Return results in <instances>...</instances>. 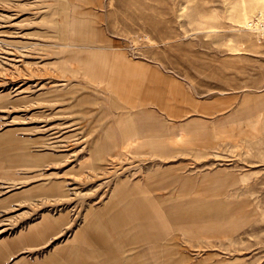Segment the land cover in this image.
Segmentation results:
<instances>
[{
  "label": "rangeland",
  "instance_id": "obj_1",
  "mask_svg": "<svg viewBox=\"0 0 264 264\" xmlns=\"http://www.w3.org/2000/svg\"><path fill=\"white\" fill-rule=\"evenodd\" d=\"M264 0H0V264H264Z\"/></svg>",
  "mask_w": 264,
  "mask_h": 264
},
{
  "label": "built area",
  "instance_id": "obj_2",
  "mask_svg": "<svg viewBox=\"0 0 264 264\" xmlns=\"http://www.w3.org/2000/svg\"><path fill=\"white\" fill-rule=\"evenodd\" d=\"M252 29L257 34V37L264 42V17L259 16L252 22Z\"/></svg>",
  "mask_w": 264,
  "mask_h": 264
},
{
  "label": "bare ground",
  "instance_id": "obj_3",
  "mask_svg": "<svg viewBox=\"0 0 264 264\" xmlns=\"http://www.w3.org/2000/svg\"><path fill=\"white\" fill-rule=\"evenodd\" d=\"M262 15H264V14H262ZM263 17H264V16H263ZM252 22H253V21H252ZM252 22L250 23V26H249V27H250V31H251L252 33H254V34L256 35V37H257V34L253 31V29H252V27H251V26H252Z\"/></svg>",
  "mask_w": 264,
  "mask_h": 264
}]
</instances>
